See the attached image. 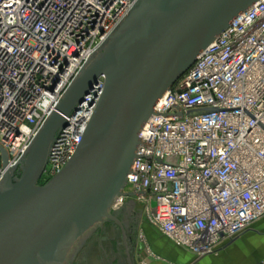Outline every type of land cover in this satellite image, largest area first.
<instances>
[{
    "label": "built area",
    "instance_id": "1",
    "mask_svg": "<svg viewBox=\"0 0 264 264\" xmlns=\"http://www.w3.org/2000/svg\"><path fill=\"white\" fill-rule=\"evenodd\" d=\"M136 1L0 0V186L8 171L20 177L44 124ZM105 82L101 75L55 134L40 185L76 154ZM127 204L197 261L264 221V0L156 103L112 213Z\"/></svg>",
    "mask_w": 264,
    "mask_h": 264
},
{
    "label": "water",
    "instance_id": "2",
    "mask_svg": "<svg viewBox=\"0 0 264 264\" xmlns=\"http://www.w3.org/2000/svg\"><path fill=\"white\" fill-rule=\"evenodd\" d=\"M259 0H137L38 134L19 178L0 186V264H65L94 226L117 218L140 132L159 99ZM105 90L69 164L45 185L48 148L98 78ZM4 159L7 154L4 152Z\"/></svg>",
    "mask_w": 264,
    "mask_h": 264
},
{
    "label": "crops",
    "instance_id": "3",
    "mask_svg": "<svg viewBox=\"0 0 264 264\" xmlns=\"http://www.w3.org/2000/svg\"><path fill=\"white\" fill-rule=\"evenodd\" d=\"M131 205L127 204L114 215L119 218L121 214L119 219H122L123 216L129 217L132 213H139V210L130 207ZM119 219L107 220L98 224L94 232L93 230L88 232L86 238L83 237L79 240L73 248L74 251L81 255V250L84 249L86 241L93 239L90 237L94 233L103 234L101 231L104 230L105 224L110 225L112 223L110 226L120 227V230H123L124 221L121 220L123 221L121 224ZM140 219L137 235L131 237L130 240L127 234L122 236L123 242L125 239L124 248L126 251L122 253H114L111 250L102 253L93 251L91 254L94 255L93 253L96 252L95 255H97L99 253L98 255H101L103 261L101 264H264V221L256 224L219 254L197 261L192 253L176 245L171 239L144 221L142 216ZM256 238L262 240V243L256 242ZM109 241L110 236L107 238L108 243ZM128 241H130V245ZM88 264H97L96 258Z\"/></svg>",
    "mask_w": 264,
    "mask_h": 264
},
{
    "label": "rangeland",
    "instance_id": "4",
    "mask_svg": "<svg viewBox=\"0 0 264 264\" xmlns=\"http://www.w3.org/2000/svg\"><path fill=\"white\" fill-rule=\"evenodd\" d=\"M132 205L130 207H133V208L136 209V207L134 205L133 206ZM127 208H129V207H127ZM139 213H132V215H130L129 217L123 216V217H121L122 219H119L121 214L119 215V218H118V216H115L117 218V220L118 219L120 220L121 224L124 221L123 230H120V227L110 226L112 223H110V225L105 224L104 225L105 226L104 230L101 231V232H103V234L102 233L101 234L100 233H94L93 236L91 235L90 238H93V239H90L89 241H86L84 249L81 250V255L76 253L74 251V249H73L71 251V253L69 254V258L67 259L65 264H88V262H91V261L95 260V258H96L97 264H101L103 261L101 259V255H98L99 253L106 252L108 250H111L114 253H116V252L117 253L118 252L122 253V252L126 251L125 248H124L125 239H124V242H123L122 236H123V234L124 235L127 234L129 236V240H130L131 237H134L135 235H137V229H138V226H139V222L141 220L140 219L141 215ZM121 220H123V221H121ZM113 223H115V222H113ZM97 226H98V224L96 226H94L89 231V233L92 230L94 232V229ZM109 236H110V241L108 243L107 242V238ZM84 237L86 238L87 234H85ZM255 241L259 242V243L260 242L262 243V240L260 241L257 238H256ZM128 243L130 245V241H128ZM108 246H111V247L109 248ZM93 251H96V252H99V253H97V255H95V253H96L95 252V253H93L94 255H92L91 253Z\"/></svg>",
    "mask_w": 264,
    "mask_h": 264
}]
</instances>
